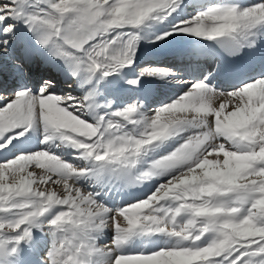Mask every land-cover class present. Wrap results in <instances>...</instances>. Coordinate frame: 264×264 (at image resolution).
<instances>
[{"label": "snow or ice", "instance_id": "1", "mask_svg": "<svg viewBox=\"0 0 264 264\" xmlns=\"http://www.w3.org/2000/svg\"><path fill=\"white\" fill-rule=\"evenodd\" d=\"M0 264H264V0H0Z\"/></svg>", "mask_w": 264, "mask_h": 264}, {"label": "bare ground", "instance_id": "2", "mask_svg": "<svg viewBox=\"0 0 264 264\" xmlns=\"http://www.w3.org/2000/svg\"><path fill=\"white\" fill-rule=\"evenodd\" d=\"M175 45H163L162 47L158 48V49H147L145 51L144 60L150 61V62H155V61H165L167 59H170L171 61L176 60L168 51L170 48L174 47ZM223 83L226 84V81H223ZM150 85L151 89L146 91L145 94H143L142 96L139 94V90H133L135 96L139 97L140 99L144 100L146 105L148 104V106H151L155 103L154 98H157V95L154 93L155 89L157 90L158 88H164L162 91V94L164 93V97L166 98L168 95L171 94L172 89L167 86L166 84H164L163 82H159V83H146L145 85ZM123 87V85H122ZM132 91V92H133ZM57 190L59 191L60 189L57 188Z\"/></svg>", "mask_w": 264, "mask_h": 264}]
</instances>
